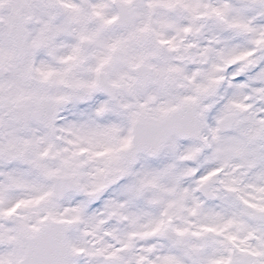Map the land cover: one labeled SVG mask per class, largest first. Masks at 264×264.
Wrapping results in <instances>:
<instances>
[{
  "label": "snow or ice",
  "instance_id": "1",
  "mask_svg": "<svg viewBox=\"0 0 264 264\" xmlns=\"http://www.w3.org/2000/svg\"><path fill=\"white\" fill-rule=\"evenodd\" d=\"M0 264H264V0H0Z\"/></svg>",
  "mask_w": 264,
  "mask_h": 264
}]
</instances>
